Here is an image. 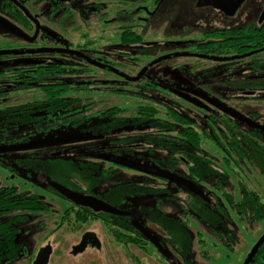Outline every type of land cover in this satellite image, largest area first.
<instances>
[{"label": "flooded vegetation", "instance_id": "af4514ba", "mask_svg": "<svg viewBox=\"0 0 264 264\" xmlns=\"http://www.w3.org/2000/svg\"><path fill=\"white\" fill-rule=\"evenodd\" d=\"M166 1L0 0V111L47 101L49 92L64 91L68 96L82 98L72 110L80 109L81 116L77 120L86 132L85 136L81 135L86 139L85 149L81 151L87 155L86 172L93 162L108 175L128 168L105 160V156L135 160L136 151L131 149V144L119 142L123 132L119 120L125 116L124 121L129 122L126 115L140 107L133 102L137 95L150 98L147 108L165 106L185 111L191 116L190 127L202 132L208 130V124L213 125V116L220 113L243 128H257L249 122L264 127L259 111L241 107L247 100L258 99L256 94L264 90V0L254 19L243 23H239L238 18L244 16L243 7L248 0H219L216 7H199L196 0L194 8H210L224 20L205 28L198 21L197 24L172 23L171 16L162 15L170 21L159 40H154L149 31L160 23L157 16ZM93 28L98 31L95 38L90 37ZM126 28L146 31L144 40L124 45L121 32ZM251 28L258 31V39L252 44L248 39ZM137 50L140 53H136ZM15 70L20 71L21 80L11 82L18 72ZM124 97L128 98L129 105H122ZM235 99L238 100L237 110L231 105ZM40 107L51 109L48 103ZM76 115L60 117L54 123L71 125ZM166 171L186 177L184 172ZM59 176L70 185H81L86 195L107 203L114 196L106 194L105 189L100 190L102 183L95 185L90 179L81 183L68 172ZM159 183L164 190L162 196L168 199L160 213L162 222L168 226L170 221H178V225L185 228V201L180 200L181 218L175 219L169 211V187L179 184L168 180ZM151 211L159 215L157 210L151 208ZM86 218L108 227L113 238L116 234L137 238L139 232L135 226L139 222L132 214L102 213ZM148 218L150 220L151 216ZM151 226L156 227L150 222L144 228L158 240L164 253L139 232L144 247L155 249L163 264H190L184 248L181 252L175 251L181 261L165 251L171 244L169 230L156 227L158 231H155ZM154 232L164 236L163 242ZM102 239L99 232L86 229L77 246L84 242V252L100 251L107 245Z\"/></svg>", "mask_w": 264, "mask_h": 264}, {"label": "trees", "instance_id": "16d2710c", "mask_svg": "<svg viewBox=\"0 0 264 264\" xmlns=\"http://www.w3.org/2000/svg\"><path fill=\"white\" fill-rule=\"evenodd\" d=\"M249 32L248 39L252 44L253 41L258 39V31L251 28ZM142 40H144V36L132 31L130 28H126L121 33V42L124 45L139 44ZM14 75L15 77L11 82L21 80L20 71ZM33 83L35 82L33 81ZM63 92H49L51 95L46 96L47 101L41 100L23 108L0 111V136L4 135L6 130L9 132L15 131L20 127L54 129L56 127L78 128L81 126L79 125L80 120H77V118L80 119L81 111L80 109L79 111L72 110V107H75L74 105L80 103L83 99L68 96ZM135 97L140 107L130 110L131 114L126 115L129 117L127 119L129 122L124 121L125 116L120 118L119 127L123 132L119 142L121 144H131V149L136 151L134 155L142 163L144 161L147 165L162 170L184 172L188 179L204 189V198H201L192 194L186 188L173 185L174 187L172 188L174 190L170 188L168 191L170 203H173L174 198L177 196H173V192H178L179 194L182 191L186 194V205L184 207L185 229L187 228L188 230L187 225L190 222V217H199L212 230L208 236L223 237L224 245L232 251L238 231L230 228L227 230L222 227L223 225L215 228L214 220H208V215L216 213L225 217L224 215H227L228 212H233L237 214L239 223L249 225L264 224V201L261 195V186L259 187L258 184L252 185L249 181L252 176L261 177L264 180V132L252 127L243 128L234 119L222 113L213 116L215 124H208V130L202 132L194 128V126L190 127L189 119L191 116L185 111L169 109L165 108V106L162 108L160 106L147 108V102L150 101L149 97L147 98L144 95ZM46 103L50 105L51 109L40 107V105H45ZM76 113L78 114L76 115ZM71 114L76 115L71 125H64L63 123L61 125L59 122L55 125V120L66 116L69 118ZM126 131L128 133H125ZM85 134L86 132L82 127L80 135L85 136ZM82 143L85 145L84 141ZM84 149L85 147L77 150L76 159L70 161L69 168L65 172H68L72 178L79 180L81 183L90 179V181L95 182V185L108 181L109 178L115 176V174H104L103 171L99 170L98 164H93V162L92 166L88 167L89 172H86L84 164L87 160V155L84 156L81 153ZM35 150L39 152L52 149L42 148ZM141 150H144L146 154L141 153ZM92 161L97 160L92 159ZM138 175L140 176L136 179V182L131 183L130 187L126 186L120 178L114 180L118 186H124L123 188H125L126 192L123 190L120 192L122 195L118 193L117 199H115L117 195L115 194L110 200L115 203V206H120L121 209H125L127 196H131L130 198L133 199L134 204L139 200L140 202H138L136 209L129 212L146 228L150 222L158 228L159 226L162 227L163 222L160 218L162 203L159 199L163 192L160 194L156 193L153 196L148 194L152 192V189L147 181L156 180L162 182L164 180L143 173H138ZM58 178L61 181H65L60 177ZM57 183L62 184L60 182ZM203 184L211 189L205 190L206 188ZM208 192L213 198V202L208 196ZM85 193L87 192L85 191ZM152 197L158 200L154 203V206L145 205L143 200L148 201ZM179 200L181 199L177 197L175 201L179 202ZM151 208L157 210L159 215L156 211L152 212ZM47 209L48 203L39 194L19 192L9 187L0 188V214L15 210L37 212ZM126 211L128 210L126 209ZM93 214L100 215L102 213H96L89 208L79 207L71 203V206L65 210L62 219L66 222L74 215L76 223H84L90 220V218L87 220L86 217ZM149 215L151 216L150 220L148 218ZM23 218L24 216H17L0 222V264H6L18 258L25 251V247L17 239L19 232L17 222ZM222 222L226 226V219L222 218ZM178 229V225L171 226V230L177 231ZM137 233V238L128 236L127 243L139 245L138 242L142 239V236L139 232ZM116 236V239L120 241L123 239L122 235L116 234ZM263 236L264 234L259 240ZM201 237L202 235L198 234L197 241L204 246L206 245V238L201 239ZM187 245L183 246L185 247L184 249H187ZM252 249H250L249 254ZM202 258L208 259L204 254ZM248 264H264V241Z\"/></svg>", "mask_w": 264, "mask_h": 264}, {"label": "rangeland", "instance_id": "374dc122", "mask_svg": "<svg viewBox=\"0 0 264 264\" xmlns=\"http://www.w3.org/2000/svg\"><path fill=\"white\" fill-rule=\"evenodd\" d=\"M261 1L262 0H248L243 7L244 16L238 18L239 23H243L245 20H253V17L259 12ZM195 2L196 0H167L157 16L160 23L155 25L149 31V34H153L154 40H159L161 37L160 33L170 21L163 18L162 15L171 16V18H173L172 23L175 22L178 24L180 22H188L197 24L198 21V24H201L205 28L211 24L214 25L215 22L224 20L218 13L210 8H194ZM97 33L98 31L93 28V30L90 31V37L95 38ZM137 33L142 34L145 38L146 31L137 29ZM75 38L77 39L79 37ZM123 47L125 48V46ZM256 96L258 99L247 100L241 107L248 111H259L264 119V90L256 94ZM236 101L238 100L235 99L231 102L234 110H237L236 104L238 103ZM133 102L137 103V100ZM121 103L122 105L130 104L128 98L125 97L122 98ZM241 114L245 115L243 113ZM81 133L82 126L78 128L56 127L54 129L20 127L15 131L9 132L6 130V133L0 136V147L53 140L76 134L80 135ZM83 147H85V145L79 142L44 148L52 149L50 151H16L9 152V154H0V188H16L21 192L25 191L39 194L46 200L49 206L47 210L37 212L15 210L0 214V222L13 219L17 216H24L22 220L17 222V227L19 229L17 239L23 244L25 251L18 258L6 264H34L39 252L48 246L52 248L49 264H163L158 252L155 249L144 247L145 242L143 240H140L138 242L139 245H136L134 243H127L128 237L122 236L123 239L120 241L116 239L117 237L113 238V234L110 233L108 227L105 225L101 226L91 221L76 223L74 221V215L70 217V220L64 222L62 216L65 210L71 206V202L57 192L52 187V184L60 182L62 183L61 185L71 191L84 195L85 190L81 185H70L58 178H61L59 175L68 170L70 161L76 159L75 156L78 154L77 150ZM54 152L59 154L54 155ZM140 152L146 154L144 150ZM133 158L141 162L137 157ZM139 176L140 175L134 170L123 168L118 174L109 178L108 181H103L100 190L105 189L106 194H111V196L117 194L115 197V199H117L118 193L122 195L120 192L125 190V188H123L124 186H118L114 180L120 178L126 186L130 187L131 183L136 182ZM249 181L252 185L258 184L259 187L261 186V195L264 201V180H262L261 177L256 178L252 176ZM147 182L152 189V192L148 193L151 194V196L156 195V193L160 194L164 191L159 181L148 180ZM204 187L206 188L205 190L211 189L207 185H204ZM169 188L174 190L172 187ZM111 190H114V192H110ZM173 196H176V199L177 197L180 198L182 201L186 199V194L182 191L179 194L178 192H173ZM208 196H210L213 202V198L209 192ZM130 197L131 196L126 197L127 204L124 206V210L134 211L140 201L138 200L134 204L133 199ZM175 198L173 203L169 202V211L171 213L170 215L174 216L175 219H179L182 217L183 213L180 207V200L176 202ZM156 201L158 200L153 197L148 201L143 200L144 204L149 207H153ZM159 201L162 203V208L164 207L163 205L168 203V199L163 196L160 197ZM108 202L115 205L110 199ZM116 207L120 208V206ZM208 216V220H214L215 228L219 225H223L222 227L227 230L230 228L238 231V236L234 242L232 251L224 245L223 237L208 236L210 235L209 232L212 230H210L199 217H190V222L187 225L188 230L187 228L185 229L179 226L178 221H170L168 224L169 228L163 222V226H159V228L160 230L170 231L169 235L171 242L170 246L168 249L166 248L165 251L171 255L172 258L174 256L175 259L181 261L182 258L175 254V251L179 250L181 252L182 249L185 248L182 246L188 244L187 249H185L183 253L186 259L190 258V264H245L250 249L253 248L259 238L264 234V224L249 225L239 223L237 214L233 212H228L227 215H224L225 217L219 216L216 213H210ZM222 218L226 219V226L222 222ZM172 225H178L179 229L177 231L171 230ZM86 229H94L99 232V235L103 238V242L107 243V245L103 246V249L100 251L88 249L84 253L73 255V251L77 247L82 232ZM198 234L200 236L202 235L201 239L206 238V245L202 246L201 243H198ZM154 235L156 237L158 236L159 240L162 242L165 239L161 234L154 232ZM179 246L182 248H178ZM203 254L207 256L208 259H203Z\"/></svg>", "mask_w": 264, "mask_h": 264}, {"label": "water", "instance_id": "95a60500", "mask_svg": "<svg viewBox=\"0 0 264 264\" xmlns=\"http://www.w3.org/2000/svg\"><path fill=\"white\" fill-rule=\"evenodd\" d=\"M219 0H199L198 6H207L211 5L216 7V3ZM183 96V95H182ZM185 98H188L187 96H183ZM252 126L260 128L264 132V127L259 126L257 124H254L253 122H249ZM93 139V137L91 138ZM86 139L82 137L81 135H71V136H66V137H61V138H56L53 140H47V141H40V142H32V143H25V144H20V145H12V146H5V147H0V154L3 153H9V152H16V151H28V150H33V149H40V148H48V147H54V146H59V145H65V144H71V143H79L83 142ZM105 160L111 161L117 165H120L122 167H126L128 169L135 170L137 172L146 174V175H151L155 176L158 178H161L163 180H168L170 182H175L179 185H182L185 187L189 192L192 194L204 198V193L203 191L192 181L187 179L186 177L177 175L173 172H169L166 170L158 169L153 166H149L146 164H142L138 161L128 159V158H123V157H113V156H105ZM52 187L59 192L62 196H64L66 199H68L72 204L79 206V207H85L89 208L90 210L98 213H107V214H113V215H131L130 212L121 210L113 205H110L109 203L94 197L90 195H82L78 194L74 191H71L70 189L57 184L53 183ZM136 228L139 230V232L146 237V239L151 242L160 253H164L163 247L161 244L158 242V240L149 232V230L145 229L141 224L135 223ZM151 229L158 231V229L154 226H151ZM264 241V236L257 242V244L254 246L252 251L250 252L246 264L249 263L250 259L258 249V247L262 244ZM85 243L83 242L81 245L77 246L74 251L73 255H78L79 253L84 252L85 250ZM98 247H100V244H97ZM52 253V248L51 246L43 248L34 264H49L50 256Z\"/></svg>", "mask_w": 264, "mask_h": 264}]
</instances>
